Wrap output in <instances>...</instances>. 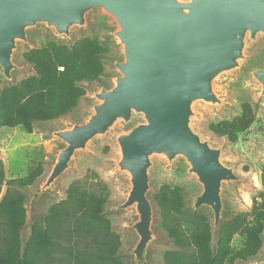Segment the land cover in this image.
Here are the masks:
<instances>
[{
  "label": "water",
  "instance_id": "95a60500",
  "mask_svg": "<svg viewBox=\"0 0 264 264\" xmlns=\"http://www.w3.org/2000/svg\"><path fill=\"white\" fill-rule=\"evenodd\" d=\"M94 9L116 24L108 33L120 50L110 61L114 74L110 84L91 89L90 110L82 120L51 131L60 145L30 205L71 168L77 153L88 152L96 137L112 134V166L127 183L112 210L134 214L126 226L137 239L123 252L131 264H147L157 238L148 197L157 159L166 166L181 164L196 182L190 209H209L216 240L225 210L224 184L242 178L225 160L224 144L203 136L195 118L199 106L227 104L220 83L245 69L252 45L264 37V0H0L3 77L11 81L23 68L15 51L29 43L31 29L43 28L70 42L73 30L87 26ZM246 71L264 97V62ZM246 264H264V253Z\"/></svg>",
  "mask_w": 264,
  "mask_h": 264
},
{
  "label": "trees",
  "instance_id": "16d2710c",
  "mask_svg": "<svg viewBox=\"0 0 264 264\" xmlns=\"http://www.w3.org/2000/svg\"><path fill=\"white\" fill-rule=\"evenodd\" d=\"M102 56L100 41L89 36L71 44L51 40L22 52L34 73L0 89V128L21 126L32 132L35 123L70 112L86 94L82 82L103 74ZM254 120L251 104L244 101L238 114L210 122L208 128L233 143ZM42 172L38 164L26 175L6 179L0 158V264H122L119 236L104 214V188L96 193L71 183L66 197L51 204L42 220L33 221L22 241L26 195L18 187L31 185ZM260 181L262 190L251 210L224 219L215 241L211 217L202 209L190 210L180 186L163 183L153 190L150 199L173 244L163 252V263L235 264L255 257L263 245L264 165ZM235 234L244 237L239 247L231 245Z\"/></svg>",
  "mask_w": 264,
  "mask_h": 264
},
{
  "label": "rangeland",
  "instance_id": "374dc122",
  "mask_svg": "<svg viewBox=\"0 0 264 264\" xmlns=\"http://www.w3.org/2000/svg\"><path fill=\"white\" fill-rule=\"evenodd\" d=\"M88 25L83 29H74L70 42L64 38H58L52 31L43 28L30 30V41L27 45L20 44L15 51V61L23 68L14 73L11 81L5 79L0 70V89L13 84L22 78L34 73L32 65L22 57V52L27 49L38 47L48 41L54 40L60 43L71 44L75 40L84 37L98 39L103 48L102 62L104 72L99 79L82 82L86 88V94L79 100L78 104L68 113L45 122H37L32 132H27L21 126L0 128V158L4 163L6 179L26 175L38 164L43 166L42 174L29 186L18 187L26 195L27 220L21 231L22 241L28 237L30 226L35 220H42L48 207L66 197L67 187L76 182L78 186L88 191L99 192L104 188L108 193L104 205V214L110 222L112 231L118 234L120 244L117 254L122 264H131L129 255L123 252L127 250L137 239V234L127 228V224L133 219L131 210H112L113 206L120 202L124 196L127 183L122 174L116 172L112 161L116 157L112 134L96 137L88 146V152L77 153L71 162V168L64 172L52 188L33 206L30 199L40 186L51 167V160L60 145L51 131L72 121L82 120L90 110L91 89L99 83L110 84L114 69L110 61L119 56L120 50L115 40L108 35L109 30L116 27L112 16L102 10L94 9L87 14ZM249 60L245 69L234 72L223 79L219 90L227 104L216 109L199 106L195 118L196 129L205 137L211 139L214 145L224 144L223 154L226 161L236 165V172L241 176L239 182L228 181L224 184V216L223 220L241 211H250L253 199H259L262 190L260 173L264 165V97H259L256 83L250 78L246 69L258 63L264 62V37L252 45L249 51ZM249 102L255 113V120L250 126L238 134L235 142L230 143L223 136L215 135L208 128L210 122L228 119L240 112L242 102ZM152 189L150 193L163 183L178 185L182 188L187 207L190 209L191 194L198 189L193 178L186 174L181 164L166 166L157 159L149 175ZM6 185L2 186V191ZM151 200V199H150ZM154 209L153 231L157 238L150 246L147 264H164L163 252L173 248L171 239L160 224V216L157 207L151 201ZM191 210V209H190ZM211 217L207 207L202 208ZM212 224V217H211ZM263 245L255 257L264 253V230L262 234ZM213 241L215 239L213 238ZM244 243V237L235 234L231 245L239 247ZM254 258V257H253ZM247 261L237 260L235 264H246Z\"/></svg>",
  "mask_w": 264,
  "mask_h": 264
}]
</instances>
